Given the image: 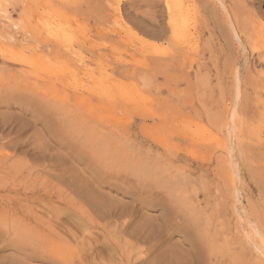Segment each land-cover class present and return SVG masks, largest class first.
Masks as SVG:
<instances>
[{
  "label": "rangeland",
  "instance_id": "rangeland-1",
  "mask_svg": "<svg viewBox=\"0 0 264 264\" xmlns=\"http://www.w3.org/2000/svg\"><path fill=\"white\" fill-rule=\"evenodd\" d=\"M224 1L243 46L208 0H0V264H264V0Z\"/></svg>",
  "mask_w": 264,
  "mask_h": 264
},
{
  "label": "bare ground",
  "instance_id": "bare-ground-1",
  "mask_svg": "<svg viewBox=\"0 0 264 264\" xmlns=\"http://www.w3.org/2000/svg\"><path fill=\"white\" fill-rule=\"evenodd\" d=\"M121 1H124V0H121ZM205 1V0H204ZM210 3H211V5L213 4L215 7L218 5L219 7H220V9H222V10H224V12L226 13V22H227V30L226 31H228L227 33H228V35H229V43L231 42V41H234L235 43H237L239 46H243V41H242V38H243V36H245L246 35V33H245V31H244V29L242 30L241 29V27H240V25H239V23H238V21H237V16L235 15V13H232V14H230L229 13V11L226 9V7H225V1L224 0H208ZM204 5H205V2H204ZM213 5L211 6V7H213ZM209 6V5H208ZM208 6L206 7L207 9H208ZM214 8V7H213ZM210 9V8H209ZM215 9V8H214ZM212 10V9H211ZM211 10H208V11H211ZM217 10V9H216ZM218 12V11H217ZM234 12V11H233ZM210 14H211V12H210ZM210 17V16H209ZM243 17V16H242ZM242 17H240L241 19H242ZM244 18V17H243ZM240 19V20H241ZM246 24V23H245ZM219 25V24H218ZM251 25V24H250ZM224 26V25H223ZM216 27V26H215ZM219 27V26H218ZM221 28H222V26H221ZM206 29L209 31V32H211L212 33V29L210 28V26L207 24L206 25ZM220 29V28H219ZM218 30V29H217ZM221 31V30H220ZM223 31H224V29H223ZM148 32V31H147ZM222 33V32H221ZM251 33V32H250ZM223 34V33H222ZM255 35V34H254ZM222 36V35H221ZM228 38V37H227ZM256 38V37H255ZM231 40V41H230ZM258 40V39H257ZM261 43V42H260ZM230 46H231V44H230ZM237 48V47H236ZM252 48V47H251ZM52 50V49H51ZM258 52V51H257ZM260 52V51H259ZM261 52H263V54H259V59L260 60H262L263 62H264V47L262 48V50H261ZM248 55V54H247ZM247 57V56H246ZM104 58V57H103ZM14 60V59H13ZM6 61V60H5ZM9 61H12L11 59H9ZM91 61V60H90ZM97 61V60H96ZM13 62H17V61H13ZM11 64V63H10ZM14 65V64H13ZM100 66H102V65H100ZM144 66V65H143ZM242 81V79L240 78V75L237 77V82H238V84H239V82H241ZM56 135V134H55ZM104 140V139H103ZM100 141V140H99ZM106 142V141H105ZM105 142H103V143H105ZM232 152V151H231ZM231 154V153H230ZM232 155H233V152H232ZM231 157V156H230ZM233 162V161H232ZM234 168H235V165H234ZM233 169V168H232ZM234 170V169H233ZM232 170V171H233ZM235 170H236V168H235ZM233 174H234V172H232ZM33 175V174H32ZM230 175V174H229ZM234 177V176H233ZM232 179V178H231ZM68 183H70V184H68ZM67 184H65V187H67L68 188V186L70 187V188H75V187H79V186H82V187H86L87 186V182L85 183V182H80L79 184L77 183V180L76 181H74V180H70V182H68ZM76 183V184H75ZM235 186V185H234ZM81 187V188H82ZM64 188V187H63ZM63 188H59L58 190H59V192L61 193V194H63L62 196L63 197H69V196H67V195H65L64 193H66V191H67V189H65L66 191H64V189ZM235 188H237V187H235ZM73 190H75V189H73ZM93 191V190H92ZM72 192H74V191H72ZM236 192V191H235ZM81 193V192H80ZM91 194V193H90ZM81 195V194H80ZM88 195V194H87ZM85 196V195H84ZM83 197V196H82ZM73 198H75V197H73ZM83 199V198H82ZM86 199V198H85ZM86 201V200H85ZM145 202V201H144ZM84 203V202H83ZM154 245H156V244H154ZM156 247V246H155Z\"/></svg>",
  "mask_w": 264,
  "mask_h": 264
}]
</instances>
